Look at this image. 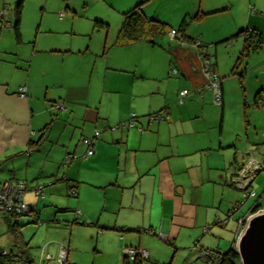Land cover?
Segmentation results:
<instances>
[{"label": "crops", "instance_id": "obj_1", "mask_svg": "<svg viewBox=\"0 0 264 264\" xmlns=\"http://www.w3.org/2000/svg\"><path fill=\"white\" fill-rule=\"evenodd\" d=\"M242 8L244 13L248 10L246 24L253 26L247 28L257 29L264 38L259 21L264 19V5L248 0L242 3ZM2 32L0 27V37ZM242 44L243 38L241 47ZM69 53L76 51L67 50L60 56L57 65L38 63L34 67V60L40 55L34 48L26 57L0 51V174H3L0 183L25 181L27 189L22 200L38 211L39 216H42L43 206L50 207V218L53 220L62 215H57V212L74 210V222L96 225L100 229L98 235L109 239L117 259L120 260L123 255L124 262L132 261L125 255L128 247L145 249L149 253L148 258L135 264H160L172 253L173 257H184L186 250L195 242L217 254L224 252L222 240L226 232L220 227H213L227 225L234 212L244 205L233 210L231 215L232 208L229 209L223 218L218 210L227 195L228 159L212 163L209 157L214 150V142L211 139L194 142L191 138L194 129H182L187 120L154 123V130H149L145 128L144 120L133 112L136 118L134 125L130 126L129 112L121 111L119 98L114 99L120 91L112 82L108 88L104 82L98 92L93 89L84 91L83 96L80 86L84 89L86 83L82 82V76L86 75L87 85L92 86L97 62L91 68L90 60L86 59L88 67L82 74ZM178 57L181 74L194 88L187 98L195 94L200 96L198 89L204 78L200 71L199 54L191 51ZM210 57L217 71V64ZM102 67L106 79L113 67L109 62ZM261 86L260 90H263L264 86ZM21 87H26L24 96L20 93ZM204 91L201 98L204 93L213 94L214 100L213 89ZM138 95L146 93H135L133 90L128 96L131 110L137 106L145 111L147 101L145 97L138 100ZM222 96L224 105V86ZM57 104L63 105L65 110L58 109ZM260 106L263 107L261 103ZM138 124L149 131L144 133L145 129H141L140 132ZM146 124L150 123L146 121ZM164 125L173 129L168 136L161 132ZM97 130L100 135L95 137ZM180 136L189 141L187 148L181 149ZM84 137L94 140V154L91 156L86 157L88 145L82 141ZM222 146L221 142L219 148ZM69 154L76 157L66 162ZM245 161L239 165L240 173L236 176L241 175ZM230 165L236 168V155ZM38 184L44 186L42 195L33 190ZM71 185L76 186L73 197L68 196ZM260 210L263 208L260 207ZM69 214L66 216L69 217ZM250 214L251 209L237 220L231 248H236L239 220ZM24 217H30L29 222H32L31 216H20L17 218L19 227L24 226ZM0 219L7 226L1 212ZM206 226L209 229L204 232ZM56 228L63 227L53 225V229ZM225 240L228 242L229 239L225 237ZM69 242L70 239L68 242L51 241L43 248L56 253L60 244H66L69 258ZM12 250L18 251L14 243ZM192 253L195 256L188 253L185 257H192L193 262L189 264H196L198 260L202 264L198 253ZM39 258L34 262H38Z\"/></svg>", "mask_w": 264, "mask_h": 264}, {"label": "rangeland", "instance_id": "obj_2", "mask_svg": "<svg viewBox=\"0 0 264 264\" xmlns=\"http://www.w3.org/2000/svg\"><path fill=\"white\" fill-rule=\"evenodd\" d=\"M245 1L248 0H0V27L3 31L0 37V51L26 57L31 55L34 48L40 53L34 60L35 67L38 63L54 65L62 54L74 49L76 53L69 54L79 65L80 73L83 74L88 67L85 64L86 59L90 60L91 68L93 63L97 62L92 86L87 85L86 75L82 76V82L86 83L84 89L80 86L83 96L84 91L89 89L98 92L104 82L107 88L113 83L120 91L114 99L119 98L118 106L121 111L129 112L130 117L133 112L137 113L139 119L144 120L145 128L154 130V123H173L183 119L187 122L182 129H194L195 133L191 137L194 142H207L211 139L215 146L209 160L215 163L228 159L226 173L229 183L225 184L227 195L218 209L220 215H223L222 218L243 198V190L232 182L240 173L239 165L244 160L247 164L251 158L258 160L260 171L250 186L254 196L234 212L227 225L217 224L213 227H220L226 232L222 240L224 252L233 247L239 217L248 213L256 202H259L264 210V107L260 106L262 99L255 100L261 85L264 86V46L252 49L248 56L239 60L242 37L234 35L239 28L253 27L246 24L248 10L244 13L243 8L241 9ZM256 1L264 5V0ZM139 3L148 17L164 21L170 28L175 29L178 32L177 38L168 33L158 36L156 45L139 41L116 46L114 43L123 23V13ZM21 4V39L18 40L14 25ZM97 21L107 25L96 26ZM259 21L264 34V19ZM237 24L240 26H236ZM182 33L201 41L204 47L199 51L208 52L217 64L218 74L223 78V106L213 100V94L205 93L203 98L195 94L184 103L179 102V92L183 87L188 86L191 90L194 88L181 74L178 56L189 54L191 51L199 52L192 43L180 41ZM52 49H55L54 52ZM107 62L113 68L109 69L110 73L105 79L102 65ZM173 69H178L180 73L173 74ZM79 82L81 83V79ZM133 90L135 93H146L143 96L138 95V100L145 97L144 100L147 101L145 111H141L137 106L131 110L128 96ZM207 91L212 89H205L204 92ZM261 92L264 95V88ZM72 95L76 96L74 92ZM157 113L168 115V119H153ZM146 121L150 124L147 125ZM137 128L140 132L145 129L139 124ZM148 129H145L144 133L148 132ZM170 131L173 129L166 125L161 127L165 136H168ZM179 139L181 149L187 148L189 141L181 139V136ZM221 142L223 146L219 148ZM52 155L55 157V154ZM235 155L236 168L230 165ZM231 172L234 174H230ZM2 175L1 173L0 178ZM221 182L223 184L224 179ZM68 196L73 197L70 192ZM49 209L47 206L41 208L42 216H39L37 223L29 222L30 217L22 218L25 224L19 228L21 239L28 243L29 253L35 261L40 257L41 249L47 242H68L70 239L71 264H135L133 261L124 262L123 255L120 260L117 259L109 239L98 235L100 229L96 225L85 224L86 222L79 220V223H75L74 210L57 212V215H62L53 220L54 218H50ZM53 225L63 228L53 229ZM53 236L57 238H52ZM225 237L229 239L228 242ZM0 248L7 251L13 249L12 235L1 219ZM191 248L186 250L184 257H173L172 253L162 259L160 264L193 262L192 257L185 258L188 253L194 255ZM196 264H201L200 260Z\"/></svg>", "mask_w": 264, "mask_h": 264}, {"label": "trees", "instance_id": "obj_3", "mask_svg": "<svg viewBox=\"0 0 264 264\" xmlns=\"http://www.w3.org/2000/svg\"><path fill=\"white\" fill-rule=\"evenodd\" d=\"M21 7H22V4L20 5L19 11L17 13V19H16V22L14 25L16 37L18 40L21 39V31H20ZM123 15H124L123 23H122V26L120 27V29L117 33L116 40L114 43L116 46L129 45V44H132L134 42H139V41H145L149 44L156 45V38L158 36H164V35L168 34L171 30H173L172 28H170L168 23L161 21L157 18L148 17L144 13V11L141 7V3L137 4L132 9L124 12ZM103 25L106 26L107 24H105L104 22H99V21L96 22V26L100 27ZM238 30L239 31L234 36L235 37L239 36V37L243 38V44H242V47L240 50L239 60L242 59L243 56H248V54L250 53V51L252 49H257L259 47L264 46V38H263L262 34L257 29L242 27V28H239ZM177 35H178V32H177L176 36L173 38H177ZM179 39L183 43L185 41L192 43L193 46L198 48V51L204 47V45L202 44L201 41H196L194 38L189 37L185 33H182V36H180ZM173 53H175L174 50H173ZM198 54H199V56H201L202 62H203L204 57L211 60V57H210L208 52H200L199 51ZM211 63H212V60H211ZM212 68L216 71L215 67L213 66V63H212ZM172 73L178 74L179 70L177 73H174L173 71H172ZM220 78H221V81H220L221 102L219 104H221L223 106V96H222V94H223V78L221 76H220ZM203 82H205V79ZM203 82L201 83V85L203 84ZM186 89H188V88H186ZM191 91L193 92V90H191ZM214 95H215V93H214ZM200 96H202L201 93H200ZM187 97H185L184 100ZM257 98L263 99L261 90L257 93L256 99H255L256 101H257ZM214 99H215V96H214ZM157 114H155V116ZM135 118H136V115L132 119V114H131V118H130L131 120H129V122H128L130 126L134 125L133 120ZM88 149H89V146H88ZM17 182H22L24 184V186H26V189H27V184L25 181H15L13 183L6 181L4 183H0V188H3L9 184L15 185V184H17ZM39 186H42V187L40 188V192H37V190H35V189ZM43 187L44 186L41 184L34 185L33 190L35 191V193L37 195H42ZM75 187H76L75 185L70 186V193L72 196L76 195V188ZM259 210H260V204H259V202H256L255 205H253V207L251 208V213H256ZM0 212L5 216L8 231L12 235L13 243L18 250V251H16V250L6 251V250H3L2 248H0V264H32L34 262V259L30 256V253L27 250L28 243L24 242L21 239V232L19 229L20 227L18 225V219L17 218L20 216H31L32 222L37 223L39 220L38 211H35L31 206H29V210L26 212H22V213L21 212L16 213V212H12V211H1V210H0ZM2 251H6V253L2 254ZM211 252H213V251H211ZM213 253L217 257L216 264H241L239 254L237 253L235 248H230L225 252H218V254L215 252H213ZM141 262H142L141 259L134 261V263H141Z\"/></svg>", "mask_w": 264, "mask_h": 264}, {"label": "built area", "instance_id": "obj_4", "mask_svg": "<svg viewBox=\"0 0 264 264\" xmlns=\"http://www.w3.org/2000/svg\"><path fill=\"white\" fill-rule=\"evenodd\" d=\"M171 37H175L177 34V31L175 29L171 30L169 32ZM201 58V56H200ZM174 73L178 72V69L172 70ZM200 71L202 73L203 78L205 79V82L201 85V87L198 89V91L201 93L205 89H213L215 93V101L217 103L221 102V92H220V81L221 78L219 74L212 68V63L210 59H207L204 57L203 62L201 61ZM21 95H26V87L20 88ZM192 93L190 89H183L180 91V103L184 102V98L189 96ZM261 105L264 107V98L261 101ZM56 107L61 110H65V107L61 104H57ZM135 117V114H132V119ZM167 115H162L161 113H158L156 116H153V119H167ZM132 124V123H131ZM100 135V131H95V137ZM84 143H86L89 146V149L87 150L86 157L91 156L94 154V148L92 147L93 144V138L84 137L82 140ZM76 155L69 154L66 157V162L71 161L74 159ZM259 162L255 160L254 158H251L250 161L245 165L243 168V171L241 175H238L237 177L233 178V183H235L239 188L243 190V198H241V201L238 204H235V206L230 210L229 215L233 212V210H236L239 208L242 204L248 200L251 196H254V192L250 191V186L252 183V180L256 177V175L259 173ZM250 173V174H247ZM42 186L37 187L35 190L37 192H40V188ZM26 191V186L22 182H17V184H9L3 188H0V210L1 211H12L16 213H22L29 210V206L22 200V197L24 196V193ZM260 212V211H258ZM251 216L248 215L247 217H244L243 219L239 220V231L237 234V238H239L240 234L243 231V228L247 222V219ZM209 229V226H206L204 228V232H207ZM192 252L198 253V258L202 260V264H216L217 257L213 252H211L209 249L203 248L201 245H199L197 242L194 243L192 249ZM68 246L66 244H60L59 249L56 253H52L46 248H43L41 251V256L39 258L38 262H33L32 264H71L68 258ZM6 251H2V254H5ZM125 255L128 259L135 261L139 259H146L149 257V253L145 249L141 248H134V247H128L125 250Z\"/></svg>", "mask_w": 264, "mask_h": 264}, {"label": "water", "instance_id": "obj_5", "mask_svg": "<svg viewBox=\"0 0 264 264\" xmlns=\"http://www.w3.org/2000/svg\"><path fill=\"white\" fill-rule=\"evenodd\" d=\"M241 264H264V210L251 213L237 240Z\"/></svg>", "mask_w": 264, "mask_h": 264}, {"label": "bare ground", "instance_id": "obj_6", "mask_svg": "<svg viewBox=\"0 0 264 264\" xmlns=\"http://www.w3.org/2000/svg\"><path fill=\"white\" fill-rule=\"evenodd\" d=\"M260 211H262V210H260Z\"/></svg>", "mask_w": 264, "mask_h": 264}, {"label": "clouds", "instance_id": "obj_7", "mask_svg": "<svg viewBox=\"0 0 264 264\" xmlns=\"http://www.w3.org/2000/svg\"><path fill=\"white\" fill-rule=\"evenodd\" d=\"M238 239H239V238H238ZM238 239H237V240H238Z\"/></svg>", "mask_w": 264, "mask_h": 264}]
</instances>
